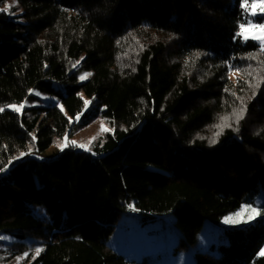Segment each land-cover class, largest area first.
<instances>
[{
  "label": "trees",
  "instance_id": "obj_1",
  "mask_svg": "<svg viewBox=\"0 0 264 264\" xmlns=\"http://www.w3.org/2000/svg\"><path fill=\"white\" fill-rule=\"evenodd\" d=\"M13 1L0 11V263L28 244L42 249L28 264H148L108 245L115 212L167 219L193 245L245 203L261 215L195 264H264V49L238 35L264 21L248 12L264 0ZM92 109L108 130L90 151L38 158Z\"/></svg>",
  "mask_w": 264,
  "mask_h": 264
},
{
  "label": "rangeland",
  "instance_id": "obj_2",
  "mask_svg": "<svg viewBox=\"0 0 264 264\" xmlns=\"http://www.w3.org/2000/svg\"><path fill=\"white\" fill-rule=\"evenodd\" d=\"M9 6H14L13 0L5 2L3 6H0V9H5ZM262 8H264V3L256 2L250 6L248 12L254 20L264 18V11H261ZM259 25H264V21L261 24L249 22L245 25L243 30L240 29L238 35L242 40L255 41L264 49V28L259 27ZM245 37H247V39ZM252 37L258 38L253 39ZM85 73H90L91 75H88L85 79H81L80 77ZM86 79L94 80L95 71L91 70L79 75V80L84 81ZM87 108H90V104L87 105ZM95 114L96 110L92 109V114L89 117L90 120L86 126L81 125L80 119L77 121L80 126L74 131L72 137L69 139L67 138L68 145H73L71 141H76L77 144L73 146L90 151V147L101 139L108 130V126L101 117L95 116ZM44 122L45 121H43V123ZM93 137H95V139H92ZM65 142L66 141L55 143L54 146L44 154L39 155L38 158L41 159L53 156L61 150L59 145H63ZM78 145H84V147ZM258 200L259 198L256 197V201ZM245 205L247 204L243 203L237 211L227 215L216 224H203L199 231L198 239L193 245L184 243L179 232L174 229L171 222L167 219L163 221L154 220L149 224L139 225L138 220L135 219L134 212L124 214L118 211L114 213L115 225L109 229L107 234L108 245L113 250H118L117 252L123 253L128 259L136 261L145 260L148 264H195L196 252H201L209 256L218 254L219 249L217 243L226 242V240L220 236L223 229L245 225L251 221L248 220V215L251 213L242 211V206ZM238 212L241 213V217L239 218L235 215ZM226 218L228 222H226ZM237 219H242L243 222L238 223L236 222ZM1 237H3V239H1L2 241L9 242L6 236ZM9 248L8 245H2L1 250H7ZM21 249L22 250L18 251L19 253L7 256L13 260L6 264H28V260L30 257L32 258V256H34L35 249L37 248H29L27 244V248Z\"/></svg>",
  "mask_w": 264,
  "mask_h": 264
},
{
  "label": "snow or ice",
  "instance_id": "obj_3",
  "mask_svg": "<svg viewBox=\"0 0 264 264\" xmlns=\"http://www.w3.org/2000/svg\"><path fill=\"white\" fill-rule=\"evenodd\" d=\"M245 3H247V0H245ZM0 11H7V9H0ZM261 11H264V8H262ZM244 27H245L244 25H241V29L242 30L244 29ZM259 27L264 28V25H259ZM245 38L247 39V37H245ZM252 38L253 39H257L258 37H252ZM88 75H91V74L90 73H85L80 78L81 79H85ZM37 95H39V94L37 93ZM88 103H90V102L86 101L85 102V105L87 106ZM10 107H12L16 111H20L23 108V104H21L19 107H17L16 105H10ZM3 110H4V108L3 107H0V111H3ZM80 115H82V113L77 114V117H76V120L77 121L79 120V116ZM70 122H72L71 119H70ZM224 126H227V125H224ZM102 130H106V129H102ZM217 135H219V133H217ZM92 139H95V137H93ZM65 141L66 142L63 145H59L61 147V150H63L64 147H67L68 146L67 137H65ZM212 142L215 143V140H213ZM71 144L76 145L77 142L76 141H71ZM78 146L84 147V145H78ZM23 155H25V153H21V156H23ZM242 211L243 212L251 213L250 215H248V220H252L256 216L261 215L260 210L257 209V208H255V207H253V206H251V205L242 206ZM235 215H236L237 218L241 217V213H239V212L236 213ZM226 222H228L227 218H226ZM236 222L240 223V222H243V220L242 219H237ZM0 239H3V237H0ZM41 251H42L41 248L35 249V252H36L37 255ZM259 254L260 255H264V248L261 249V251H260ZM25 255H27V254H25Z\"/></svg>",
  "mask_w": 264,
  "mask_h": 264
}]
</instances>
